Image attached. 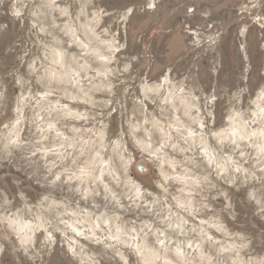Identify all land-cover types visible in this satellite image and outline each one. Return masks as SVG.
Returning a JSON list of instances; mask_svg holds the SVG:
<instances>
[{
	"label": "rangeland",
	"instance_id": "rangeland-1",
	"mask_svg": "<svg viewBox=\"0 0 264 264\" xmlns=\"http://www.w3.org/2000/svg\"><path fill=\"white\" fill-rule=\"evenodd\" d=\"M0 264H264V0H0Z\"/></svg>",
	"mask_w": 264,
	"mask_h": 264
}]
</instances>
